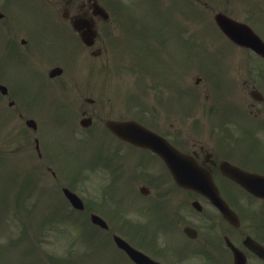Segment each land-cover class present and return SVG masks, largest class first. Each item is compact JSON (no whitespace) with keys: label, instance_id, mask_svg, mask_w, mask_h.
<instances>
[{"label":"rangeland","instance_id":"obj_1","mask_svg":"<svg viewBox=\"0 0 264 264\" xmlns=\"http://www.w3.org/2000/svg\"><path fill=\"white\" fill-rule=\"evenodd\" d=\"M20 1L28 2L29 0ZM128 1L133 5L136 3V6L125 7L122 9L134 22L132 30L127 27L123 17L114 11L111 22L108 25H105L104 34L109 41V50L104 54V56L96 57L87 61V58L84 57L87 54L84 53L85 46L83 45V48L79 51L78 55L75 54L77 57L72 62L64 59H52L54 56L49 54L46 55V60L43 65L45 75H47V67L55 63H61L66 68L65 71L67 70V73L64 72L63 74L67 82L63 81L58 84L59 90L63 89V84H66L64 93L72 94V98L76 97L77 95L74 89L78 90L80 88L75 86L76 83L80 84L81 87L84 86L80 83L81 79H71L72 75H78L80 67L84 64H93V68L95 69H92L94 74L93 90L91 95L95 98V103L93 104L95 112L99 110L101 113H109L113 110L112 108H117L114 111L119 112L122 108V110L127 114H133L135 113L134 106L128 101L130 95L136 93L141 96L140 102L143 103V106L147 105L152 109V111H154L157 106H160L172 115V112L168 109L167 102L173 105L171 101L173 98L176 102H181L180 97L177 99L175 97V92L178 90V78H175L171 73H167L170 74V78H168L171 83L170 85H157L155 83L157 82V75L162 76L161 80L166 79L162 61L164 65H166V63L171 65L170 62L166 61L167 58H172L174 66L179 65L180 71L183 70L180 60H178L177 57L180 56L181 59L191 60L188 62L189 67L187 68L185 76L181 79V81L184 80L187 82L189 89L192 88L197 91L195 96L197 97L196 100L198 102H201L203 105L212 104L211 109L208 108L205 110L204 106L201 105L195 112H213L221 115L227 113L228 109L232 106L234 109L242 112L233 111L232 113H236L240 116L242 114L244 115L243 118L237 120L240 125L243 124L244 119L253 116L252 112L257 111L256 107L262 109L264 112V103H256L255 106L251 105V101L253 99L249 92L251 87L254 85L259 87L261 90L264 88V72H261L258 69L254 71L250 68V64L259 59H257L256 56L255 58H252L249 52L240 49V47H236L235 49H237V51L235 52L233 49L229 51V47L232 46L215 24L213 18L214 13L218 10H224L229 14L242 19H248V16L251 15L253 17L262 18L264 15V0H194L195 2L190 0H151V2L147 0H134V2L132 0ZM125 4H127V2ZM26 8L34 9L35 7L32 4H28ZM249 13L251 15H249ZM2 20L3 24L6 25L7 30L9 17ZM33 21L37 22L39 25L42 24V31H50L49 27H47L48 23L44 17L40 16L39 18L33 19ZM136 21L140 23L135 25ZM179 21L182 24L183 22L185 23V36L189 39V43L193 47L184 43V41L179 37ZM136 26L139 27L143 33L137 30ZM212 28H215L216 31ZM106 29H110L108 34L106 33ZM134 29L137 30V33H133L136 39L132 42L131 36ZM153 35L160 37L156 38ZM161 37L165 38V47L167 51L162 50L163 42ZM54 40L55 39H53L52 46L54 45ZM151 41L156 50L160 49L162 51L161 56L159 57L160 62L158 66H153L152 61L157 65L158 62L156 61V55H159L160 52L153 48ZM224 41H226L225 44H223ZM101 43L105 44L104 41H101ZM132 45H135L134 52L132 51ZM193 48L195 50H199L201 48L203 50L216 49L219 55L215 54L212 58L224 59L226 64L230 61L234 63L233 68H230V79L232 80L233 88L232 91L223 95L222 90L225 85V81L217 79L223 82L224 85L214 82L212 76L208 74L210 71L209 67L203 65L205 61H207L210 65V57L202 55L200 50L196 51V53L204 58H199L198 55L194 56ZM60 50L63 51L64 55L68 54L66 44L62 43L60 45ZM171 54L175 57H172ZM148 61L151 62L152 68H147L150 67ZM23 70H25L28 74L33 73L35 75L30 79L21 78V82L26 83V86L29 87V92L31 93L30 97L23 103L32 107L36 102L42 103V93L40 91H35L38 86V70H34L29 64H26L24 67L21 65L20 71L22 72ZM84 75H86V73H84ZM197 78H200L199 81H197ZM142 83L143 87L151 93V95L147 98L143 95L144 88H138L137 84ZM46 85L54 87L51 85L49 80L46 82ZM58 85L56 87H58ZM128 91L130 93L127 101L124 96ZM59 93L63 96L62 92L59 91ZM183 98L185 100L191 99L192 94L190 92H186L183 94ZM131 103L133 102L131 101ZM226 104H230L231 106L229 105L228 108ZM51 106L52 105L48 104V109H51ZM206 107H209V105ZM33 109L38 111V106L34 105ZM192 111L191 107L190 112ZM51 112L53 111L48 110L47 115ZM199 122L205 123V119L201 118ZM17 123L18 125L16 126L20 128L22 122L17 120ZM18 128H15L16 132L11 146V148H13V153L8 156L11 158L15 157V165L17 166L22 165L23 161V166H25V168L23 169L20 166L17 170H14L13 173H8V168L6 167L0 168V237H2L4 233H7V239L13 232L9 228L8 223L5 222L7 217L4 216V212L7 211L8 206H11L9 209L10 212L18 213L22 215V217H20L21 219H26L25 225L26 228H29L32 221H35L36 218L37 220L42 218V208L47 209L52 205V203L56 204V201L58 200L57 196H54L53 199L48 198L45 200V205L42 204V208L39 210L32 209L28 211V213L24 212L23 209H19V205L15 203L14 196L16 191L23 184V182H25L27 176L34 171L31 167H33L39 159L34 154L32 136L26 134L25 132H21ZM185 128H190V124H186ZM17 132L24 137L19 136ZM64 135L65 133L62 130H57L48 124L44 125V136H46V138L52 136L51 139L56 145V147L52 148L50 151L58 155L60 165L62 167H66L67 160H70L71 165L67 168V173L74 175L80 169L88 167L92 158L89 159L88 157H85L84 159L82 157L88 155L79 148V146L87 145L82 137H73L74 141H76L79 146H73L72 149L69 147L72 145L71 142ZM27 140L30 141V144ZM48 143L49 139H46V146H48ZM100 145L103 144H96L95 147ZM60 154H66L67 156L62 158ZM0 163L6 165L9 164L8 160ZM21 193H24L23 189L21 190ZM35 194L36 195L33 197L38 199L40 192ZM40 202L42 203V193ZM255 205L259 206L257 203ZM33 206L34 203L32 201H28L27 207L32 208ZM13 218L19 219L15 216ZM25 232L28 235V232ZM44 238L45 235L43 236V240ZM81 238H85V233L81 232L77 240L80 241L82 240ZM37 239L38 241H42V234H40ZM3 240L4 239L0 238V242H3ZM22 241L28 242L29 240L25 238L21 240V242ZM82 244L85 250H87V248L89 249L87 241H83ZM33 245V251L31 245H26L29 246L27 251L25 248L26 246L24 248H20V243H18L15 238H13L12 244H1L0 249L2 250V253H0V264H42V257H40L39 250L35 244ZM77 245L78 243L75 244L76 248L74 247L76 251L81 250ZM91 245L92 244L90 243V247ZM20 249L22 252H19ZM78 264L90 263L87 256H85V259L78 262Z\"/></svg>","mask_w":264,"mask_h":264},{"label":"flooded vegetation","instance_id":"obj_2","mask_svg":"<svg viewBox=\"0 0 264 264\" xmlns=\"http://www.w3.org/2000/svg\"><path fill=\"white\" fill-rule=\"evenodd\" d=\"M94 1V0H93ZM83 14L94 15L97 9L94 6V2L89 0V3H83L81 6ZM88 15V16H89ZM89 18V17H86ZM91 19V18H89ZM8 42L5 46L11 45L13 47V40L7 37ZM40 40V39H39ZM30 45L32 48L37 49L41 46V41L37 42L33 40ZM15 56H18L22 51L15 49ZM15 66L14 55L10 54L7 48L0 50V78L11 79L13 76L12 69ZM182 142V148L188 149L190 146V138L180 137L178 139ZM191 152L198 159L200 163L207 167H212L214 162V168L217 169L221 161L225 159L234 160L240 158V154L236 152L232 147H223L221 145L215 148L210 147V150H205L204 146L201 145L199 149H192ZM239 154V155H238ZM125 161L132 165L131 171H125V175H131L134 179H137L143 184L150 183L156 185L159 179H163L164 182L162 188L151 189L149 186L145 188L146 195L141 196L140 201V212L142 215H147L155 210V217L157 221V232L160 235H166L168 240L174 244L178 243L181 247L183 244L189 247L190 238L197 242L200 246L203 245L208 249H204L202 253L207 258V262L210 264H223L224 255L220 252L217 253L210 249H215L217 243L220 246L222 242V230L221 221L219 220L216 211L217 209L203 196L192 194L188 190L173 187L168 182L169 178L165 173L160 172L159 163L161 162L164 166V162L161 160L158 154H154L147 150L133 149L129 155L125 157ZM220 162V163H219ZM137 183L136 180H131ZM169 188H172L176 192L177 196L173 197L167 192ZM201 203L199 213L195 211H189V207L195 205V201ZM200 214V215H199ZM189 225L197 230V233L185 232V226ZM193 234V237H190ZM184 240V241H183ZM251 264H254L251 257L248 258Z\"/></svg>","mask_w":264,"mask_h":264},{"label":"clouds","instance_id":"obj_3","mask_svg":"<svg viewBox=\"0 0 264 264\" xmlns=\"http://www.w3.org/2000/svg\"><path fill=\"white\" fill-rule=\"evenodd\" d=\"M257 135L264 138V131H260ZM111 181V174L107 169L97 167L95 169L85 167L83 169V175L80 180V184L83 188L88 190L99 192L101 188ZM126 215L132 219L147 220V217L141 216L139 211L135 208H131L126 212ZM9 228L15 232L16 223L10 217ZM81 233V227L71 219H58L53 222L51 226L45 230V238L42 242V247L47 251L53 252L57 255H66L71 243L74 239L78 238ZM4 240L7 239V233H4L2 237ZM161 246L167 243L166 237L162 234L160 238ZM173 264H207V258L203 253L194 252L183 258L177 260L174 256L172 257Z\"/></svg>","mask_w":264,"mask_h":264},{"label":"water","instance_id":"obj_4","mask_svg":"<svg viewBox=\"0 0 264 264\" xmlns=\"http://www.w3.org/2000/svg\"><path fill=\"white\" fill-rule=\"evenodd\" d=\"M218 19H219L221 24H223L224 26L228 27L230 30H233V32L229 31V35L231 37H233V38H236L240 42H242V37H246V34L249 33L246 28L245 29L247 30V32L234 31V30L239 29V25H237L236 22L230 20L229 18H227V17H225L223 15L218 16ZM241 29H244V28L242 27ZM243 41H244V43H249L250 40L248 41L247 39H244ZM253 44L255 46H257V48H261V44L256 40V38H255V42Z\"/></svg>","mask_w":264,"mask_h":264}]
</instances>
